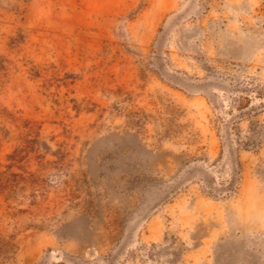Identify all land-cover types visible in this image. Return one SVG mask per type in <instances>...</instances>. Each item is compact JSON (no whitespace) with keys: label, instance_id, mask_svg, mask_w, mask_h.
Here are the masks:
<instances>
[{"label":"rangeland","instance_id":"obj_1","mask_svg":"<svg viewBox=\"0 0 264 264\" xmlns=\"http://www.w3.org/2000/svg\"><path fill=\"white\" fill-rule=\"evenodd\" d=\"M10 2L0 264H264V0Z\"/></svg>","mask_w":264,"mask_h":264},{"label":"trees","instance_id":"obj_2","mask_svg":"<svg viewBox=\"0 0 264 264\" xmlns=\"http://www.w3.org/2000/svg\"><path fill=\"white\" fill-rule=\"evenodd\" d=\"M0 1H1V0H0ZM27 1H29V0H11L10 3H17V2L25 3V2H27ZM6 5H8V7H9V2H8V4H6Z\"/></svg>","mask_w":264,"mask_h":264}]
</instances>
